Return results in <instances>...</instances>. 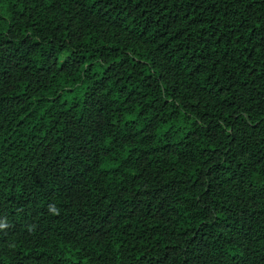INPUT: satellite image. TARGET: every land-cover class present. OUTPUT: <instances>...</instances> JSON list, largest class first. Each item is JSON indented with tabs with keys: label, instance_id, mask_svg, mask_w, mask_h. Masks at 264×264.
Here are the masks:
<instances>
[{
	"label": "trees",
	"instance_id": "16d2710c",
	"mask_svg": "<svg viewBox=\"0 0 264 264\" xmlns=\"http://www.w3.org/2000/svg\"><path fill=\"white\" fill-rule=\"evenodd\" d=\"M0 264H264V0H0Z\"/></svg>",
	"mask_w": 264,
	"mask_h": 264
}]
</instances>
